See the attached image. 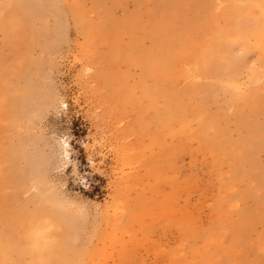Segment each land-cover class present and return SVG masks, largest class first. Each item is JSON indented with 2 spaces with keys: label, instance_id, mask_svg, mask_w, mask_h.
Here are the masks:
<instances>
[{
  "label": "rangeland",
  "instance_id": "1",
  "mask_svg": "<svg viewBox=\"0 0 264 264\" xmlns=\"http://www.w3.org/2000/svg\"><path fill=\"white\" fill-rule=\"evenodd\" d=\"M0 264H264V0H0Z\"/></svg>",
  "mask_w": 264,
  "mask_h": 264
},
{
  "label": "bare ground",
  "instance_id": "2",
  "mask_svg": "<svg viewBox=\"0 0 264 264\" xmlns=\"http://www.w3.org/2000/svg\"><path fill=\"white\" fill-rule=\"evenodd\" d=\"M12 169V168H11ZM17 183V182H16ZM39 243V242H38ZM38 246H39V244H38ZM38 248V247H37Z\"/></svg>",
  "mask_w": 264,
  "mask_h": 264
},
{
  "label": "trees",
  "instance_id": "3",
  "mask_svg": "<svg viewBox=\"0 0 264 264\" xmlns=\"http://www.w3.org/2000/svg\"><path fill=\"white\" fill-rule=\"evenodd\" d=\"M93 190H95V187H93Z\"/></svg>",
  "mask_w": 264,
  "mask_h": 264
}]
</instances>
